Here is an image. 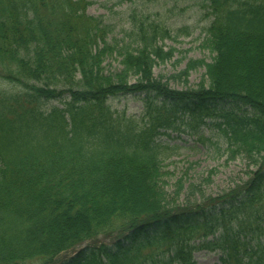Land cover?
<instances>
[{
    "label": "trees",
    "instance_id": "1",
    "mask_svg": "<svg viewBox=\"0 0 264 264\" xmlns=\"http://www.w3.org/2000/svg\"><path fill=\"white\" fill-rule=\"evenodd\" d=\"M89 5L0 0V264H54L86 242L74 264H197L203 248L221 252L217 264H264V0H203L213 57L171 76L188 85L204 69L183 90L153 71L174 58L166 41L178 34L134 14L131 30L109 41ZM114 55L120 67L108 70ZM137 93L148 95L142 120L107 104ZM212 102L235 107L214 112ZM181 110L192 134L221 119L227 149L258 167L248 181L213 197L189 184L175 204L179 180L168 197L162 163L172 147L158 139L180 130Z\"/></svg>",
    "mask_w": 264,
    "mask_h": 264
},
{
    "label": "rangeland",
    "instance_id": "2",
    "mask_svg": "<svg viewBox=\"0 0 264 264\" xmlns=\"http://www.w3.org/2000/svg\"><path fill=\"white\" fill-rule=\"evenodd\" d=\"M88 14L102 19L110 26L108 40L120 39L125 31H130L132 27L133 15L137 18L149 16L151 20L164 22L172 31L173 35L178 34L177 40L168 39L167 47H175L177 52L174 58L165 64H160L154 68L156 77L162 76L163 80L169 81L173 89L183 90L186 87H194L199 84L204 69L193 71L189 78V84L182 79L174 80L172 75L185 67L189 59H205L211 61L213 54L203 44L204 28L211 22V17L206 14L203 7V0H87ZM119 59L116 56L108 57L105 64L108 70L119 68ZM181 61V63H179ZM154 98L155 102H166L162 98ZM146 101L148 95L145 93L118 95L110 97L107 104L113 111L125 112L126 115L137 116L141 120L145 118L147 112ZM214 112H221L226 109H233L234 104L229 102L209 103ZM52 105H61L59 101H49L45 108ZM182 104L181 106H183ZM194 108V106H192ZM180 125L178 131H168V135H162L158 141L169 147L163 159V170L165 173V189L168 197L176 198L177 184L181 180L184 184L177 202L181 204L185 200L186 189L189 184L201 185L206 194L212 197L227 193L229 190L237 189V185H242L250 179L252 172L257 170L244 154H235L227 149L226 137L222 130L216 125L221 119L211 116L206 119L198 134H192V130L186 128L183 123L193 121L189 111H179L176 113ZM202 136L205 141L200 142L198 137ZM210 181L207 178L210 175ZM114 240L98 239L97 244ZM96 244V243H94ZM93 243L86 242L78 246L75 250L62 253L54 264H74V256L80 249H87ZM221 252L207 248L199 249L194 253L197 264H217L220 263Z\"/></svg>",
    "mask_w": 264,
    "mask_h": 264
}]
</instances>
